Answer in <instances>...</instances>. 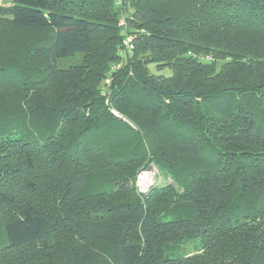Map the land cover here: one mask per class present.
I'll return each mask as SVG.
<instances>
[{"label":"trees","instance_id":"trees-1","mask_svg":"<svg viewBox=\"0 0 264 264\" xmlns=\"http://www.w3.org/2000/svg\"><path fill=\"white\" fill-rule=\"evenodd\" d=\"M11 1L0 264H264V0Z\"/></svg>","mask_w":264,"mask_h":264},{"label":"rangeland","instance_id":"rangeland-1","mask_svg":"<svg viewBox=\"0 0 264 264\" xmlns=\"http://www.w3.org/2000/svg\"><path fill=\"white\" fill-rule=\"evenodd\" d=\"M11 5H12V1L11 0H0V8L1 7H3V8L10 7ZM82 59H83V56L79 54V55L75 56L74 58L62 60L61 62L58 63V66L60 68H62V69H67V68H69L71 66L80 64ZM148 70L153 75H161V76H164V77H169L170 74H171L170 70L167 69V68L162 69V70L156 69L155 64H149L148 65ZM148 167L151 169L150 172H152V174H153V175L152 174L145 175V176L148 177V180H150L149 177H152L151 178L150 187L154 186V185H160V184L166 185V184L171 182L169 179L163 180L159 176V173H158L156 167L153 164H150ZM146 169H144L143 171H145ZM6 244H7V241L5 239V236H4V233L2 231V228H0V248L6 246ZM198 245H199V242L197 240H194V241H191V242H185L181 246V250L184 251V254H186L188 256H191V255L196 254L199 251L200 248L198 247Z\"/></svg>","mask_w":264,"mask_h":264},{"label":"built area","instance_id":"built-area-1","mask_svg":"<svg viewBox=\"0 0 264 264\" xmlns=\"http://www.w3.org/2000/svg\"><path fill=\"white\" fill-rule=\"evenodd\" d=\"M115 4L117 7H121L122 5V0H115ZM119 25L120 26H123L125 27L126 26V20H125V17L123 15L120 16L119 18ZM124 46H126L127 48H131L130 46V39L127 38L124 42H123ZM120 53L122 54V51H120ZM210 58H206L205 60H209ZM119 64H116V65H113L110 69V72H108L107 74V77L105 78L104 80V91H103V94L106 93V88L109 86L110 84V80H111V72L114 71V70H117L119 68ZM151 171V170H150ZM148 171L147 169L145 171H141L137 177H136V180H135V187L137 189L138 192L142 193V194H145L149 187H150V184H151V178L152 177H149L150 180H148V177L145 176V175H149V174H152V172ZM148 181V182H147Z\"/></svg>","mask_w":264,"mask_h":264},{"label":"water","instance_id":"water-1","mask_svg":"<svg viewBox=\"0 0 264 264\" xmlns=\"http://www.w3.org/2000/svg\"><path fill=\"white\" fill-rule=\"evenodd\" d=\"M147 170L150 171L151 169L148 167Z\"/></svg>","mask_w":264,"mask_h":264},{"label":"bare ground","instance_id":"bare-ground-1","mask_svg":"<svg viewBox=\"0 0 264 264\" xmlns=\"http://www.w3.org/2000/svg\"><path fill=\"white\" fill-rule=\"evenodd\" d=\"M153 175V174H152Z\"/></svg>","mask_w":264,"mask_h":264}]
</instances>
